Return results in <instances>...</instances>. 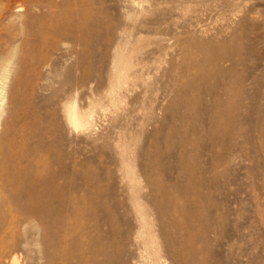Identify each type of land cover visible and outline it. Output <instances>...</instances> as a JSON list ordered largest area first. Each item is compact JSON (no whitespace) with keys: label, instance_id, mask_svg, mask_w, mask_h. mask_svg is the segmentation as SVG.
<instances>
[{"label":"rangeland","instance_id":"rangeland-1","mask_svg":"<svg viewBox=\"0 0 264 264\" xmlns=\"http://www.w3.org/2000/svg\"><path fill=\"white\" fill-rule=\"evenodd\" d=\"M29 7L0 0V58L16 48L27 69L0 120V264H105L115 249L128 264L104 214L128 231L131 195L160 264H264V0H78V69L20 29ZM71 103L90 117L78 131ZM19 168L60 189L51 210L78 232L24 222L38 201L25 174L12 196Z\"/></svg>","mask_w":264,"mask_h":264},{"label":"bare ground","instance_id":"bare-ground-1","mask_svg":"<svg viewBox=\"0 0 264 264\" xmlns=\"http://www.w3.org/2000/svg\"><path fill=\"white\" fill-rule=\"evenodd\" d=\"M30 1L31 7L25 11L24 19L20 23V29H23L28 37H36L42 44H48L53 49H65L68 52V62H66V65L68 63L69 67L78 69V0ZM24 8V5H20L15 12L19 13ZM31 57L35 59L34 54ZM16 58V48H13V51L10 52L6 59L0 58V120L8 96V84H10L9 88L14 105V116H16L15 112L20 106L21 96L19 89L22 85H25L24 76L27 69L24 66L25 58L23 56L18 59ZM45 65V60L41 61L37 59L35 67L33 66V71L40 70V67H44ZM75 103H71L65 107V117L67 125L72 130L78 131L79 128L83 129L90 124V117L88 114L81 115ZM29 171L22 168L20 171L14 169L8 175V181L13 187L12 196L14 198H16L19 189L17 176L21 174H25L27 177L25 181L26 192L31 198H34V196L37 198V207L31 209L34 216H26L24 222H27L32 227H37L39 224L34 222L36 218L41 223L43 231L49 230L54 226H60L64 230L65 235H69L71 232H78V222L74 221L71 223L69 216H65L62 212L53 213L51 210L52 205L60 195V189L49 180L39 185L41 186L39 187L30 178ZM160 191L163 192L162 189ZM140 199L136 195H131L130 197L131 203L128 207L130 225L128 231L118 228L117 217L110 215L108 211L104 214V221L109 226L107 235L111 237V244L115 243L118 237L121 240H126L132 246L131 255H134L127 260L128 262L126 261L128 264H160V256L157 254L150 256V253H153V251H149V247L154 244L155 240L149 230L150 222L142 209L141 203L143 200L140 201ZM126 213L128 214V212ZM8 214L10 215L8 230L14 232L18 222L15 216H12L10 212ZM95 229L98 230V227L96 226ZM100 236L101 234L98 239ZM36 244L38 243L36 242ZM0 248L2 249V246ZM115 253L117 254V260H110L105 264H115L120 261V250L115 249ZM137 256L138 258L134 260V257Z\"/></svg>","mask_w":264,"mask_h":264}]
</instances>
